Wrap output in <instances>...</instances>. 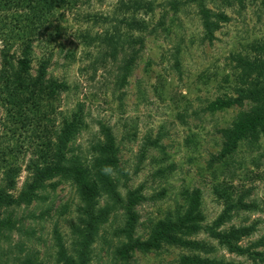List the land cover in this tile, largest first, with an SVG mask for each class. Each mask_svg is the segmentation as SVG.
Returning <instances> with one entry per match:
<instances>
[{
	"label": "rangeland",
	"instance_id": "374dc122",
	"mask_svg": "<svg viewBox=\"0 0 264 264\" xmlns=\"http://www.w3.org/2000/svg\"><path fill=\"white\" fill-rule=\"evenodd\" d=\"M144 2L150 5L124 12L122 0H77L71 9L53 8L41 21L25 18L34 10L24 0L0 5V69L5 40L14 64L26 56L34 74L40 62L47 61L45 77L66 84L53 96L41 94L38 105L9 95L0 84V188L17 197L32 180L36 163L45 160L53 166L60 157L50 156L45 148L46 132L55 140L54 130L73 113L83 122L66 143L62 172L44 176L29 202L0 204V264L26 259L28 264H62L58 238L72 253L79 238L74 229L87 217V201L95 212L108 209L90 245L88 264H179L183 256L193 254L264 264L229 251L204 231L227 203H235L219 229L251 226L238 241L243 246L257 242L253 249L264 253V136L255 141L245 137L220 156V129L256 104L232 102L240 70L231 55L264 58L252 46L264 42V0ZM201 7L219 23L212 39L205 34ZM219 14L228 19L221 20ZM131 16L145 20V27L129 29L124 21ZM108 36L124 45L115 58L109 55L115 43L107 42ZM128 55L133 61L126 72L123 59ZM217 99L227 103L209 109ZM106 127L114 137L117 159L107 173L118 195L111 196L95 182L94 194L88 195L92 200H87L85 191L95 180L84 170L67 167L76 156L84 169L93 164L92 146L105 139ZM9 167H15L12 187L5 177ZM133 190L142 196L133 206L134 237L147 239L168 216L190 215L187 209L197 201L202 219L195 223L201 230L184 237L211 249L163 244L125 250L128 239L120 230L126 225L124 207Z\"/></svg>",
	"mask_w": 264,
	"mask_h": 264
},
{
	"label": "trees",
	"instance_id": "16d2710c",
	"mask_svg": "<svg viewBox=\"0 0 264 264\" xmlns=\"http://www.w3.org/2000/svg\"><path fill=\"white\" fill-rule=\"evenodd\" d=\"M15 0H0V5L2 6H12L13 4H19L14 2ZM133 1V0H132ZM130 0H122L121 8L123 11L131 10V12L136 11L145 6H149L150 3H145L144 0H135L132 5ZM25 6L30 8V15L25 18H30L35 21L40 20L43 16L51 14L53 8L61 6L62 8L71 9L76 6L77 0H24ZM202 22L204 26V31L209 39L213 38V31L219 27L218 21H212L211 13L208 9H203L201 7ZM221 20L226 21L228 18L225 15H216ZM124 18L118 20L123 22ZM41 21V20H40ZM129 29H141L145 27V20L138 17H132L131 20L124 21ZM107 42L111 41L115 43L114 50L109 53L112 58H115L118 50H124V45L118 43L114 40L113 36H108ZM257 49V52L264 53V42L262 44H253ZM7 44L4 40V45L1 50L2 57L4 59V64L0 69V84L4 86V91L13 97H23L26 100H32L33 103L37 104L36 98L42 95L51 96L58 89L65 88L66 84L62 82H57L46 78L47 61H41L37 71L32 74L30 72L31 66L28 63V58L26 56L17 59L16 64L13 62L15 55L13 53H8L6 51ZM232 60L235 62V66L240 70L238 75L237 89L238 95L232 99L235 104L243 103L245 100L256 103L254 109L249 111H243L238 114L237 119L229 127H224L220 129V134L223 136V147L220 152V156H224L236 147L239 140L250 137L252 140H257L260 135L264 136V58H259L256 55L251 57L248 55H242L241 53H235L231 55ZM123 69L128 72L132 65L133 57L126 56L123 59ZM14 67V68H13ZM53 96V95H52ZM227 101L219 100L210 103L208 108L215 110L217 108L223 107ZM44 116V113L39 114V119ZM82 119L78 113H73L72 118L64 119L63 125L59 131L54 130L53 135L56 139L52 140V133L46 132L45 134V148L50 151L51 155L60 156L58 160L52 165H49L45 160L44 163L39 165L35 164L32 168L31 181L22 188L17 197L12 196L8 191L0 188V204H17L20 202H29L34 194L35 188L41 186V180L44 176L51 177L52 174L62 172L63 166L61 162L64 158L66 143L72 136L79 131L82 127ZM105 139L102 142H98L92 146L93 150L96 152L95 159L91 166L82 167L81 159L76 156L70 159L72 163L67 168L73 167L78 171L90 173V175L95 180L91 183V187L86 189L84 196H87V200H92V197L88 196L94 194L93 189L96 187L95 182L98 183L101 189L109 193L111 196H117L118 193L115 189V184H113L112 178L107 173V170L115 167L117 159L115 157L116 148L114 146V137L111 133L109 127L104 128ZM51 135V136H50ZM41 158L46 157L41 154ZM14 171L15 167H9L5 171V177L9 187L14 186ZM142 196L136 191H130L127 197V204L124 209L126 210L127 219L126 225L120 230L128 239V243L124 245L125 250H130L133 248H139L141 250H149L154 248H159L163 244H172L179 247L190 248L193 250H209L210 247L203 245V243L184 237V234L188 235L190 233L201 230V228L195 223L200 221L202 216L198 208V202L193 201V209L188 208L186 217L181 218L177 216L175 218L167 217L165 220L161 221L158 225V229L149 235L145 240H140L134 237L135 225L137 221V215L133 210V206L140 202ZM240 207H249L251 205L240 203ZM235 203H227L223 211L215 218V220L210 225H205L204 231L208 232L209 236L218 240L220 245H224L229 251L236 253L238 255H244L253 261H258L264 263V253L254 250L257 242L252 243L247 246H243L239 243L241 237L248 235L252 230L251 226H241V227H230L227 230H221L219 227L229 219L230 211L235 207ZM94 205L91 201H87V207L85 209L86 219H84L83 224L79 227H75V233L79 237L75 241V247L72 253L68 252L65 245L62 243L61 239L58 238L57 245V257L58 261L62 264H88L90 260V245L94 240L96 235L98 225L105 221V215L108 209L99 212L93 210ZM197 210V211H196ZM2 223V222H0ZM1 230V226H0ZM27 260L21 264H28ZM126 264V263H125ZM179 264H238L232 261H223L216 258L202 257L200 255H185L182 257Z\"/></svg>",
	"mask_w": 264,
	"mask_h": 264
}]
</instances>
